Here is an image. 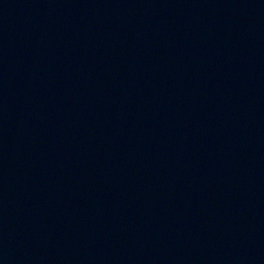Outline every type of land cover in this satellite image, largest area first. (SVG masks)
Wrapping results in <instances>:
<instances>
[{"label":"water","instance_id":"obj_1","mask_svg":"<svg viewBox=\"0 0 264 264\" xmlns=\"http://www.w3.org/2000/svg\"><path fill=\"white\" fill-rule=\"evenodd\" d=\"M0 264H264V0H0Z\"/></svg>","mask_w":264,"mask_h":264}]
</instances>
